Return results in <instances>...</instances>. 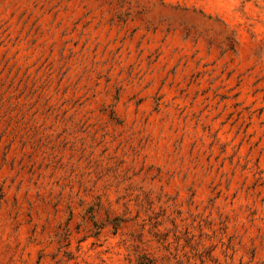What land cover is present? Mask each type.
<instances>
[{"label": "rangeland", "instance_id": "374dc122", "mask_svg": "<svg viewBox=\"0 0 264 264\" xmlns=\"http://www.w3.org/2000/svg\"><path fill=\"white\" fill-rule=\"evenodd\" d=\"M0 264H264V0H0Z\"/></svg>", "mask_w": 264, "mask_h": 264}]
</instances>
